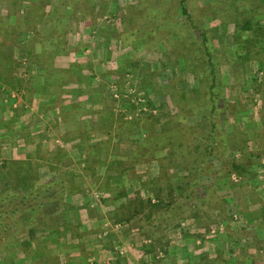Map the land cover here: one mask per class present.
<instances>
[{"label": "rangeland", "instance_id": "1", "mask_svg": "<svg viewBox=\"0 0 264 264\" xmlns=\"http://www.w3.org/2000/svg\"><path fill=\"white\" fill-rule=\"evenodd\" d=\"M180 1L71 0L60 6L62 0H10L1 4L10 33L0 56L11 58L3 71L11 87L0 81V164L34 153L38 146L44 162L42 181L57 174L75 176L88 190L87 197H72L67 190L62 204L49 207L55 218H61L60 232L45 248L52 252L51 262L33 261L26 255L28 264H69L66 224L75 223L73 214L93 216L87 226L91 234L81 238L83 244H92L94 238L95 245L101 239L107 244L113 242L110 232L133 228L139 245L144 239L141 228L149 227L139 218L125 225L113 223L110 213L120 204L100 201L109 196L103 191L105 165L96 168L98 179L84 176L88 159L78 147L81 130L91 135V142L107 141L112 135L101 157H109L108 166L115 169L116 177V171L128 175L130 201L158 195L164 203L182 205L168 228L157 231L159 244L195 229L203 239L197 249L203 262L198 264H241L237 257L247 264H264V47L259 43L245 50L244 40L235 38L236 25L226 9L215 5L222 14L212 19L209 0H188L194 20L213 36L219 97L211 124L208 76L212 69L204 46L192 36ZM166 13L177 18L166 19ZM156 14L163 15L162 24L155 21ZM105 111L113 112V126L99 130L96 124ZM211 146L214 153L196 189L195 203L184 205L191 173ZM251 163L259 164L253 185L247 174L231 166L247 168ZM179 186L187 189L178 191ZM27 234L19 241H27ZM87 250L92 253L82 251ZM26 257L23 251H15L12 256L1 255L0 263L25 264Z\"/></svg>", "mask_w": 264, "mask_h": 264}, {"label": "trees", "instance_id": "2", "mask_svg": "<svg viewBox=\"0 0 264 264\" xmlns=\"http://www.w3.org/2000/svg\"><path fill=\"white\" fill-rule=\"evenodd\" d=\"M4 1L10 0H0V6ZM69 1L71 0H62L60 6L69 5ZM187 2L188 0L180 1L182 14L185 15L191 25L193 30L192 36L194 38L197 37L200 44L204 46L207 64L212 69L208 76L210 82L208 92L210 114L208 115V120L212 124L213 112L218 107L217 102L219 97L217 91V81L219 76L216 67L217 64L213 58L211 47L212 41L210 39L213 36L211 37L209 31L204 30L201 25L194 20L187 7ZM208 3L209 8L207 11L209 14H212V16H210L212 19L221 13L218 8H215V5L226 9V11L230 13L231 18L236 25L235 38L237 40H244L245 50H250L259 43L264 47V15L259 16L261 13L264 14V0H209ZM249 7L250 11H248ZM244 12H247L245 16ZM166 14V19L171 18L174 21L177 18L170 13ZM156 15L155 21L158 20L162 24L161 20L165 21L163 15ZM9 25V18L0 10V48L6 46L8 40L7 37L10 33V28L8 29ZM16 39H18V36ZM248 58L251 59V57L247 56L246 59ZM7 60L10 61L11 58L0 56V81L3 82L5 86L11 87V85H9V79H6V71L3 72L4 66L6 65L5 63L8 62ZM6 67L8 68V64ZM113 119V112L110 113V111H105L103 117H101L100 124H96V127L99 126V130H104L106 125H108L106 128L111 127L113 126ZM111 130L112 128H110V132ZM78 137H82V139L79 140L80 146L78 147L85 152V159H88V166L84 168L87 175L85 174L84 176H92L96 177L95 179H98L96 168L103 165L107 167L105 174L107 178L103 185V191L109 193V196L101 198L100 201L103 205H109L112 203L114 206L115 204H120L118 208L115 207V210L110 213L113 223L125 225L130 224L137 218L144 219V221L149 224V227L146 230L147 232L141 228V233L145 240L151 241L152 251H154L156 247L160 248L161 245H164L165 247V243L159 244L157 242V231L162 228H168L167 223L172 222L177 218L180 214L178 212L181 210L180 208L182 205L173 202L164 203V201L158 198V195H155V198H152L151 196L137 197L134 198L133 202L130 201L128 197V188L130 187L131 189L132 186L128 184V175L125 174L126 172L116 171V177V174H112L115 169L108 166L109 157L106 156L105 159L101 157V153L105 147H107L106 144L109 143L108 140H112V135L109 136L110 139L108 138L107 141L103 140L100 142H91V135H88L87 131H81ZM32 143L33 141L27 142V144ZM37 147H35L34 153H28L25 157L20 159H5L0 164V256H12L15 251H23L27 256H33L45 252L48 263L51 262L52 252L45 250V248L52 239L51 237L53 235H58L60 232L57 223L61 219L57 217L55 218V216H53L54 213L48 210L49 207L54 205V203L59 205L62 204L67 190H69L72 197H87L88 190L83 189V187L79 185L80 182H77L78 177L75 176L67 178L57 174V176L49 181H42L40 178V169L44 162H41L40 151ZM108 149H106V152H108ZM213 153V146H211L210 149L205 152L207 155L206 159L203 158V156L205 157L204 154L202 156L203 159L201 158L202 162L196 163L198 168L196 167L197 170L191 173L193 174L191 175L192 182L189 183L191 184V187L186 194H184V200L186 201L184 205H192V203H195L196 189H198L201 181L205 177L207 163L211 162L210 157ZM50 161L51 159H48L45 163H49ZM258 165V163H251L247 168H241L235 164H232L231 166L247 174L249 176V182L251 181L250 183L253 185L252 181H256L258 178L259 172L257 173V171H255V169L258 168L256 167ZM260 166H262V164ZM84 176L82 175L83 179H85ZM115 179H120L121 182L115 183ZM206 180H208V178ZM184 188L187 189V187L179 186V188L177 187V190L180 191ZM154 199L156 200L154 201ZM226 203L227 201H225V204ZM78 208L80 210L84 209L83 206L77 205V209ZM165 208L166 211L162 212ZM86 209H89L92 213L95 212V209H91V207H87ZM220 211L222 214H225L226 212L225 209ZM179 226L180 225H178V227ZM66 227L72 229V226L70 225L66 224ZM130 230L133 232L135 231L133 228H130ZM23 233L33 235V239L25 242L26 245L25 243L19 245V240ZM24 245L25 247H23ZM229 261L230 263H234V260L229 259ZM235 261L241 264H247L242 257H237Z\"/></svg>", "mask_w": 264, "mask_h": 264}, {"label": "crops", "instance_id": "3", "mask_svg": "<svg viewBox=\"0 0 264 264\" xmlns=\"http://www.w3.org/2000/svg\"><path fill=\"white\" fill-rule=\"evenodd\" d=\"M39 104L41 105V102ZM42 106L44 105L42 104ZM92 113L95 114L96 111H89V114ZM81 131L78 133L80 134ZM80 139H82V137ZM34 144L35 143H32V145ZM84 215V213L71 215L74 216L75 223L70 225L72 226V229L69 228V264H198L203 262L202 260L199 262L202 253L197 250L200 249V245H203V239L202 235L199 232H196L195 229L184 230L185 235H180V237L176 238V241L172 242H169L168 239V241L165 242V247L164 245H161L160 248L156 247L154 251H152L150 240L142 239L140 242L142 246L139 247L141 244L139 243L138 245L136 243L135 237L138 234L131 231L130 228H123L121 230L110 232L109 236L113 239V242L110 240V242L106 244L104 241L105 243L102 244L101 239L99 241L100 244L95 245L94 242L96 243L98 241L94 238L92 244H83L81 238L91 234L90 229L87 227L88 222L91 221V217L88 214L84 218ZM87 228L89 229V232L87 231ZM96 232L93 231L92 233ZM27 235L29 236L26 239L27 241L21 240L19 245L33 239V235ZM25 245L23 247H25ZM85 248L90 249L92 253L89 252V250H87V252L82 251ZM161 250L164 252H160ZM42 253L44 254L43 257L41 256ZM42 253L32 256V260L36 261L42 259L47 263L46 253ZM203 253H205V251ZM160 256L164 258L160 259ZM27 259L28 257L24 258L25 264H28ZM197 259L198 262H196ZM0 264L5 263L1 262Z\"/></svg>", "mask_w": 264, "mask_h": 264}]
</instances>
